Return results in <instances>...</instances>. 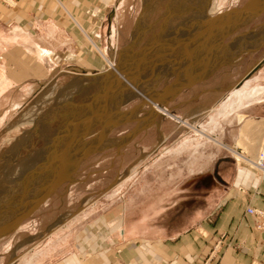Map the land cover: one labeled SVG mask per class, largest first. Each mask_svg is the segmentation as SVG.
Returning <instances> with one entry per match:
<instances>
[{
  "label": "crops",
  "instance_id": "0c3cea01",
  "mask_svg": "<svg viewBox=\"0 0 264 264\" xmlns=\"http://www.w3.org/2000/svg\"><path fill=\"white\" fill-rule=\"evenodd\" d=\"M111 1L108 24L117 0L0 1V115H5L0 132L42 85L69 69L85 73L74 64L86 61L88 35L96 34ZM261 38L264 43V34ZM228 44L213 55L201 46L207 50H201L206 52L195 65L214 62L210 68H219L216 61L230 57ZM181 53L185 50L178 49ZM263 60L250 64L241 77L224 76L220 84L211 81L214 71L201 75L198 68L192 77L187 72L179 82L185 89L177 98L174 87L157 91L172 111L200 107L193 113L197 116L214 107L205 124L199 123L203 136L178 129L163 115L150 124L145 110L135 120L143 123L130 127L129 142L140 137L141 154L153 151L163 137L165 142L150 157L133 161L131 167L144 161L146 167L140 176L137 170L129 178L126 202L114 201L100 214L93 209L96 204L82 212L78 208L72 219L35 240L12 264H264V231H257L245 212L248 207L264 211V177L253 167L264 145V73L257 79ZM233 65L230 61L224 66ZM244 82L249 84L246 91H255L235 97L231 89ZM224 96L226 108L220 114L218 102ZM18 102L20 107L12 111ZM156 156L159 159H152Z\"/></svg>",
  "mask_w": 264,
  "mask_h": 264
},
{
  "label": "rangeland",
  "instance_id": "374dc122",
  "mask_svg": "<svg viewBox=\"0 0 264 264\" xmlns=\"http://www.w3.org/2000/svg\"><path fill=\"white\" fill-rule=\"evenodd\" d=\"M178 1H182L183 3L186 1L193 2H191L192 4H187V8L182 10L181 6L184 7L185 5L179 2L181 6L176 7L179 4L175 5L174 0H149L148 4H143V0H117L116 7L112 10V15L108 24L107 11L111 6L113 7L111 1V4H107L104 7L106 13L99 22L100 25L98 26L99 28L97 27L96 34L88 35V38L98 43L101 50H105L109 59L116 56L115 62H118L115 67L117 71L125 77L126 81H128L126 83L130 86H127L122 80H118L119 78L114 73L115 71L107 67L105 70L101 71L102 73L96 70L89 71L85 69V72L88 73H84L85 75L76 73L73 69L66 70L63 72L62 77H56L52 81L42 85L38 91L28 99L26 104L21 106L19 114L0 132V215L2 216L0 218V226L5 223L6 219H9L12 215L14 216L24 204L33 200L48 184L49 181L46 169L53 159H60L62 154L68 150L74 151L76 149L78 151L82 141H88L97 136V139L94 141L96 143L92 152L88 153L80 162L76 172L72 174L71 181H67L58 187L12 234L0 238V264H12L21 254L28 251L35 240L43 237L47 232L51 234L54 230L57 231L67 221L72 219L74 211L78 208H81L80 212H82L85 208L96 204L97 207L95 206L93 209L98 212L97 214H100L103 207L107 209V206H111L114 201L117 205L126 202L129 194L128 174L131 173L133 176L137 170H139L138 176H140L141 172H143L146 167L145 161L140 165L138 164V168L131 167L133 161L135 159H146L153 153H156L157 150L154 148L151 152L147 151L145 154H141L140 148L144 146V141L137 136L134 139L132 138L133 140L129 142V135H131L129 132L130 127L134 124L140 125V123H143L142 119L135 120L147 109H149L151 115L149 119L150 124L154 123L152 120L156 118V115L151 114V108L144 105L142 108L143 111L137 114L133 120L114 129H110L103 138L98 137L102 129L101 124H103L101 120L107 116H112L113 113L120 114L123 111L133 108L142 102L146 94H152L154 91H159L164 87L177 86L179 82L182 81L185 73L190 72L192 76L194 73L198 72V68L204 66H196L194 64L191 69L182 66L181 62L183 59H176L180 58L176 57L178 55L177 49H181V51H183V49L185 51L190 49V52L186 51L185 53H181V57H183V54H187L186 56L188 57L186 58L190 57V59L192 55L197 52H202V55L199 54L200 60L208 49V47H206V49L201 46L208 45L211 47L207 44L209 40L212 45L216 43L218 39L221 41L218 40L219 43H229L226 50H229L227 55L230 57H227V59L224 60V64L213 73L214 79L211 80L213 83L216 82L218 84L223 81L224 76H230L233 79L239 76L241 77L250 64L263 59L264 43H262L261 37L264 34V27H262L264 26V11L256 19L250 20L244 27L238 25L244 20L241 18H230V22L226 23H224L223 18L218 19L215 21L214 29L212 28L213 30L210 32L208 31L207 34L204 33L206 28L203 26L204 24L208 26L207 22L205 20L202 22L199 21L200 26L198 30L202 29V31L188 36L186 39H182L179 33L167 29L168 27L171 28L172 24L174 25L175 16L180 15L181 12L182 15L187 13L194 16L193 13L196 11L192 8L200 6L198 4L195 5V2L198 1L200 3L201 1ZM215 1L218 0H206L208 9L213 8L212 6H214L213 4ZM247 1L248 0H222V6L218 13L215 14V16L210 15L209 17H211V19L209 21L211 22L214 18L227 10L242 7ZM115 11L117 13L121 12L120 14L124 13V20H121L120 23L115 22ZM144 13H146V15ZM141 15H143L144 18L148 15V19L143 20V23ZM134 17H137V19ZM232 21H234V24H231ZM232 26L235 28L233 35L228 32ZM136 28L137 30L143 28V35L141 37L139 36L138 42L134 43V38L136 39L138 36H133V30ZM184 28H182V30ZM257 30L258 32H256ZM166 32H169V35ZM196 44L198 46H196ZM87 45L90 46L89 40ZM195 46L198 47V49H196L197 51L191 50L196 48ZM257 47L259 48L258 50L248 52ZM202 49L206 50L201 51ZM241 57L242 60L240 61ZM152 58H154L152 62L147 64V60ZM160 59L162 60L159 61ZM175 59L177 61H175ZM228 61L233 62L235 65L225 69L224 65L229 63ZM237 61L240 62L236 63ZM177 62L182 66L178 71L184 70L178 82L175 79L176 77H171L169 75L170 72L168 73V70L172 69V65H175ZM74 66L78 65L74 64ZM102 67H104V65H102L101 68ZM208 68L209 66L206 67V69ZM68 72L74 74H67ZM167 73L170 77H168ZM263 73L264 69L258 74L257 79L260 78ZM109 77H111V79H109ZM107 80H110L112 84L107 82ZM106 82L107 84H105ZM119 82L121 86H119ZM248 86L249 84L246 83L243 92H252L255 90L253 88L246 91ZM253 86H257V84ZM130 87L133 90L134 88H141V93H143L142 97L137 95ZM235 87H233L231 91L234 90ZM104 88L108 92H101ZM125 94L130 96H124ZM181 94L182 92L179 96H181ZM225 97L226 96H224V98ZM162 106H164L166 110H169V113L172 115H183V113H185L172 111L169 108V104ZM213 110L214 109L206 115L203 114L204 116L200 114L201 117L197 124L200 129L201 126L199 123H204V121L209 119ZM191 112L193 113V110L188 111V113ZM218 112L222 114L224 110L223 112L218 110ZM3 116L5 115H0V121ZM118 118L120 119V117ZM170 122L174 123L178 129H187L185 126H180L172 120H170ZM89 124H91L90 129H88ZM140 128L141 127L137 126L136 129L139 131ZM188 132L193 135L189 130ZM81 134L83 135L82 138L80 137ZM178 136L179 135L174 139H170V144H168V146L175 143ZM119 138H121L123 142L120 143ZM124 142L126 143L124 144ZM135 142L137 146H135ZM164 142L165 138L163 137L162 142L157 145L159 146L158 151L162 148ZM142 153L144 152L142 151ZM149 159L147 162H150L152 159H159V156ZM72 160L73 159H67L66 163H70ZM58 165L59 163L55 162L52 166H55L57 169ZM132 169H134L133 173L131 172ZM40 174L42 178L44 177L47 180L44 179V182L36 183L34 188L30 191L23 187L24 184L27 185L28 183L31 184L36 182ZM114 186H117L115 192L112 190ZM113 194L116 195L113 196ZM79 249L82 250V247L79 246Z\"/></svg>",
  "mask_w": 264,
  "mask_h": 264
},
{
  "label": "bare ground",
  "instance_id": "6f19581e",
  "mask_svg": "<svg viewBox=\"0 0 264 264\" xmlns=\"http://www.w3.org/2000/svg\"><path fill=\"white\" fill-rule=\"evenodd\" d=\"M124 1V0H123ZM127 1V0H126ZM194 1H196V0H194ZM201 2L199 3L198 1L197 2H195V5H200V6H198V7H194V8H192L193 10H195L196 12L195 13H193L194 14V16H192V14H185V15H182V12L180 13V15H177V16H175L176 17V19L174 20L175 21V23H174V25L172 24L171 25V28H169L168 27V29L167 30H171L172 32H176V33H179V35H181L182 36V39L183 38H185L186 39V37H188V36H191V35H194V34H196V33H198V32H201L202 31V29L201 30H198V27L200 26V24H199V21L200 22H202V21H206L207 22V24L209 25L210 24V19H211V17H209L210 15L211 16H215V14H217L218 13V11H219V9H220V7L222 6V0H218V1H215L214 2V6H212L213 8L211 9H208V6H207V3H206V0H200ZM208 1V0H207ZM148 2H149V0H143V4H145V3H147L148 4ZM169 2H171V1H169ZM174 2H175V5H177V4H179V2L180 3H182V5H185L184 7L183 6H181L180 4L178 5V6H176V7H179V6H181V9L183 10V9H185V8H187V4H189V3H191V2H193V1H186V2H182V1H176V0H174ZM177 2V3H176ZM146 4V5H147ZM174 4V3H173ZM192 4V3H191ZM172 5V4H171ZM148 6V5H147ZM191 6V5H190ZM181 10V11H182ZM186 11V10H185ZM121 12H119V13H117L116 11H115V13H114V15H115V22H117V23H120V21L122 20H124V18H123V15H124V13H122V14H120ZM190 13V12H189ZM145 15H146V13H144ZM143 14V15H144ZM262 14V12H261V10H257L256 8L255 9H253L252 10V12H251V14L250 15H248L243 21H241V23H239L238 25L239 26H246V24L248 23V22H250V20H253V19H256L259 15H261ZM143 15H141L142 17H141V20H142V23H143V20H147L148 19V15L147 16H145V18L143 17ZM190 16V17H189ZM230 18H231V16H228L227 17V19L226 18H224L223 20H224V23H225V21H227V22H230ZM226 19V20H225ZM117 20V21H116ZM209 21V22H208ZM205 22V23H206ZM142 23H141V25H142ZM203 24V23H202ZM204 26V28H206V27H208L206 24H204L203 25ZM214 26H215V24H213L211 27L212 28H214ZM137 27H139V26H137ZM185 27V28H184ZM262 27H264V26H262ZM182 28H184L183 30H182ZM209 28V27H208ZM80 29V28H79ZM143 29V28H142ZM140 30V29H138L137 30V28L135 29V30H133V36L135 35V36H137L136 37V39L134 38V43H136V42H138V37L140 36H142L143 34H142V31L143 30ZM140 30V31H139ZM184 30H186V31H184ZM198 30V31H197ZM212 30V29H211ZM263 31V30H262ZM171 32V33H172ZM185 32H187V33H185ZM207 32H208V30L206 29V30H204V33L205 34H207ZM228 32H230V34H232L233 35V33L235 32V28H234V26H232V28L230 29V30H228ZM256 32H258V30L256 31ZM167 33V32H166ZM169 33V32H168ZM167 33V34H168ZM264 33V32H263ZM166 34V35H167ZM262 34V33H261ZM169 35V34H168ZM167 35V36H168ZM178 35V36H179ZM226 35V34H225ZM183 36H185V37H183ZM165 37V36H164ZM257 37V36H256ZM255 37V38H256ZM87 38V37H86ZM175 38V37H174ZM180 38V37H179ZM260 38V37H259ZM139 39H141V38H139ZM176 39V38H175ZM175 39H173V40H175ZM181 39V40H182ZM184 39V40H185ZM88 40H89V43H90V46H89V52H88V57H87V59H86V61L85 62H79L77 65L78 66H80L81 68H84V69H87V70H96V71H98V72H101L102 70H105V68L107 67V68H109V69H111V70H113V71H115L114 73L118 76V80H122V82H124L125 84H127V86H130L128 83H126V82H128V81H126V79H125V77H123L120 73H119V71H117V69H116V63L118 62L117 60V62H115V57L113 56L111 59H109L108 57H107V55H106V52H105V50H101L100 48H99V46H98V43H95L93 40H91L90 38H88ZM164 40V39H163ZM178 40V39H177ZM176 40V41H177ZM219 41H220V39H218ZM218 40L216 41V43H214L213 45L212 44H210V40L207 42V44H209L211 47H209L208 45L206 46V47H208L209 48V51H211V55H213L214 54V52H216V51H218V50H220V49H225V47L223 46L224 44H222V43H219L218 42ZM133 41V40H132ZM154 41V40H153ZM190 41H191V39H190ZM175 42V41H174ZM181 42V41H180ZM221 42V41H220ZM252 42V41H251ZM160 43V42H159ZM177 43H179V42H177ZM196 43V42H195ZM256 43H257V40H256ZM172 44V43H171ZM191 44V43H190ZM240 44V43H239ZM244 44V43H243ZM242 44V45H243ZM174 45H177V44H174ZM200 45V44H199ZM169 46V45H168ZM172 46V45H171ZM191 46H192V44H191ZM196 46H198L197 44H196ZM195 46V47H196ZM235 46V45H234ZM233 46V47H234ZM161 48V47H160ZM200 48V47H199ZM240 48H242V47H240ZM162 49V48H161ZM165 49V48H164ZM163 49V50H164ZM198 49V48H197ZM178 50V49H177ZM176 50V51H177ZM181 50V49H180ZM192 50V49H191ZM162 51V50H161ZM197 51V50H196ZM212 51H213V53H212ZM165 52V51H164ZM186 52V51H185ZM188 52V51H187ZM190 52V51H189ZM155 53H156V51H155ZM194 53V52H193ZM198 53V52H197ZM86 54V53H85ZM116 54V53H115ZM114 54V55H115ZM120 54V53H119ZM119 54H118V58H119ZM154 54V53H153ZM199 54H203L202 52L201 53H198V54H195V55H192V57H191V59H190V57L189 58H186V57H188V56H186L187 54H183L182 56L183 57H181V54L180 55H177L176 57H180L179 59L178 58H176L177 60H181V59H183L182 60V62H181V64H182V66H185L186 68H192V66L194 65V64H197L198 62H200V60H199ZM121 55V54H120ZM65 56V55H64ZM124 56V55H123ZM122 56V57H123ZM132 56V55H131ZM158 56V55H157ZM162 56H163V54H162ZM165 56V55H164ZM185 56V57H184ZM121 57V56H120ZM126 57V56H125ZM194 57V58H193ZM124 58V57H123ZM122 58V59H123ZM155 58V57H154ZM154 58H152V59H150V60H147L148 62H147V64H149L150 62H152V60L154 59ZM157 58V57H156ZM175 59V61H177ZM187 59H189V60H187ZM162 59H160L159 61H161ZM203 60V59H202ZM225 60V58H222L220 61L219 60H217L216 62V65H218L219 64V66H221V65H223L224 64V61ZM155 61V60H154ZM67 62V61H66ZM120 62V61H119ZM124 62V61H123ZM184 62V63H183ZM229 62V61H228ZM125 63V62H124ZM157 63V62H156ZM186 63V64H185ZM213 63L214 62H212V64L210 63V65H208L209 66V68L208 69H206V67L205 66H203L201 69H200V71H199V74H205V73H209V72H215L216 70H218L219 68H217L216 66L214 67H212V68H210L212 65H213ZM66 64V63H65ZM153 64V63H152ZM159 64V63H158ZM185 64V65H184ZM102 65H104V67H102L101 68V66ZM125 66V65H124ZM127 66H128V63H127ZM126 66V67H127ZM181 65L177 62V63H175V65H172V69H170V70H168V73L170 72V76L171 77H176L175 79H176V81L178 82L179 81V79L181 78V74H182V72L184 71H182L181 69V71H178V69L179 68H182V66L180 67ZM118 68H119V66H118ZM123 69H125V68H123ZM148 69V68H147ZM160 69V68H159ZM205 71V72H202V71ZM126 71V70H125ZM176 71H178V72H176ZM105 72V71H104ZM108 72V71H107ZM141 72V71H140ZM150 72V71H149ZM173 72H176V73H174V74H172ZM213 72V73H214ZM86 73V72H85ZM102 73V72H101ZM168 73H167V75H168ZM67 74H74V73H70V72H68ZM86 74H88V73H86ZM107 74V73H106ZM198 75V72L197 73H194V75H192V76H195V75ZM168 75V77H170ZM145 76V75H144ZM191 76V77H192ZM131 77H133V76H131ZM95 79V78H94ZM109 79H111V77H109ZM174 79V80H175ZM132 80V79H131ZM187 80L188 79H186L185 81H183V83H185V82H187ZM193 80H189V83L190 82H192ZM105 82V81H104ZM107 82H111L110 80L108 81L107 80ZM107 82L105 83V84H107ZM112 82H113V80H112ZM117 82V81H116ZM139 82V81H138ZM114 83H115V81H114ZM176 83V82H175ZM174 83V84H175ZM181 83V82H180ZM110 84H112V83H110ZM118 84V83H117ZM116 84V85H117ZM114 85V84H113ZM115 85V86H116ZM119 86H121L120 85V82H119ZM154 86V85H153ZM246 86V82H244V84L243 85H241V87L240 88H238V89H234V90H232L231 92H234L233 94H234V96L235 97H238V98H240L241 97V95L242 94H244L245 92H243V89H244V87ZM115 88V87H114ZM131 88V87H130ZM168 88H172V87H168ZM179 89V88H181V90H179L180 92H178V93H176V97L185 89V88H183L180 84H178L177 86H175L174 87V89ZM78 89V88H77ZM102 89V88H101ZM175 89V90H176ZM117 90V89H116ZM131 90H133L132 88H131ZM141 90V88H139V89H135L134 88V92L137 94V95H139L140 97H142V94L143 93H141L142 92V90ZM144 90V89H143ZM68 91V90H67ZM77 91V90H76ZM108 92L105 88L101 91V92ZM124 91V90H123ZM255 91V90H254ZM29 92H30V90H27V94H29ZM85 92V91H84ZM89 92V91H88ZM95 92H96V89H95ZM100 92V91H99ZM114 92V91H113ZM69 93V92H68ZM248 93H250V92H248ZM247 93V94H248ZM66 94V93H65ZM85 94V93H84ZM106 94V93H105ZM115 94V93H114ZM231 94V93H230ZM230 94H228V95H230ZM247 94H246V96H247ZM161 95V96H160ZM249 95V94H248ZM121 96V95H120ZM124 96H127V97H129L130 95H124ZM243 96V95H242ZM245 96V95H244ZM66 97V96H65ZM87 97V96H86ZM85 97V98H86ZM230 97V96H229ZM234 97V98H235ZM69 98H71V97H69ZM103 98H104V96H103ZM106 98V97H105ZM119 98V97H118ZM241 98H243V97H241ZM73 99V98H72ZM153 99L155 100V101H153ZM225 99H226V97L224 98L223 97V99H221L219 102H218V104H219V111L220 112H223V110L226 108V102H225ZM230 99V98H229ZM237 99V98H236ZM235 99V100H236ZM120 100V99H119ZM167 99L166 98H162V92H157V91H154L152 94L150 93V94H146L145 95V98H143L142 99V101H143V103L146 105V106H148V107H150L151 108V114H153V115H156V117H157V115H163L164 117H166V118H168L169 120H172L173 122H175V123H177L178 125H180V126H185L190 132H192L193 133V135L194 136H196V137H201V136H203V130L202 129H200V127L197 125L198 124V120H199V118L201 117L200 116V114L199 115H195V114H193L194 112H196V110L197 109H199V108H197V109H195L194 108V110H193V113L191 112V113H188V111H189V108H188V110H186L185 111V113H183V115H172V114H170L169 113V110H166L165 108H164V106H162V105H159V104H156V102H161V101H166ZM238 100V99H237ZM240 100V99H239ZM238 100V101H239ZM103 101V100H102ZM65 102V101H64ZM83 102V101H82ZM99 102V101H98ZM105 102V101H104ZM217 102V101H216ZM97 103V102H96ZM99 103H101V102H99ZM108 103V102H107ZM168 103V102H167ZM167 103L166 104H164V105H167ZM235 103V102H234ZM233 103V104H234ZM240 103V102H239ZM89 104V103H88ZM98 104V103H97ZM104 105V104H103ZM212 105V104H211ZM93 106V105H92ZM227 106H228V104H227ZM233 106V105H232ZM20 107V103L18 102V103H14L13 104V106H11V109H12V111H15V110H17L18 108ZM229 107V106H228ZM237 107V106H236ZM213 109H214V107H213ZM204 110V109H203ZM208 110V109H207ZM211 110L212 109H210L209 111H207V112H203L204 113V115H206V114H208V113H210L211 112ZM69 111V110H68ZM141 111V110H140ZM143 111V110H142ZM140 113V112H139ZM138 113V114H139ZM203 113H202V115H203ZM189 114H191V115H189ZM203 115V116H204ZM113 116V117H112ZM112 116H107V117H105L104 119H102L101 120V122L103 123V124H101L102 126L101 127H103V125H106V124H112V123H114L116 120H119V118L118 117H116L117 116V113H113L112 114ZM56 117V116H55ZM4 118V116L2 117V119ZM100 122V123H101ZM64 127H66V126H64ZM67 128V127H66ZM68 129V128H67ZM66 129V130H67ZM68 130H70V129H68ZM73 132V131H72ZM98 133V132H97ZM207 138V137H206ZM71 149V148H70ZM155 149H157L156 150V152L158 151V149H159V146H156L155 147ZM76 150V149H75ZM73 151V150H68L67 152H65L64 154H62V156L60 157V159L59 160H57V162L58 163H62V165H64L63 163H65L66 162V160L67 159H77V154L79 153V151ZM93 150V149H92ZM155 151V150H154ZM91 152V151H90ZM258 154V153H257ZM74 156V157H73ZM241 156H242V154H241ZM237 158V157H236ZM240 158V157H239ZM251 160V159H250ZM238 162V161H237ZM249 165H251V163H249ZM53 167V166H52ZM46 171H47V175H48V181H51L52 180V177H53V173L55 174V175H57L58 173H59V168H55V166L53 167V169L51 168V164L48 166V168L46 169ZM52 171V172H51ZM131 172L133 173L134 172V169H132L131 170ZM52 173V174H51ZM71 177L73 176V175H70ZM128 176H129V178H130V176H132L131 175V173L130 174H128ZM44 179L45 180H47L46 178H42V176H41V174H40V176H39V178H38V180L36 181V182H34V183H31V184H27V185H23V187L24 188H26L28 191H30L32 188H34V186H35V184L36 183H42V182H44ZM22 186V185H21ZM22 188V187H21ZM23 205V204H22ZM20 210H21V208H20ZM20 210L19 211H17L16 213H15V215L14 216H18L19 215V212H20ZM2 216L0 215V218H1ZM56 230H54L51 234H53L54 232H55Z\"/></svg>",
  "mask_w": 264,
  "mask_h": 264
},
{
  "label": "water",
  "instance_id": "95a60500",
  "mask_svg": "<svg viewBox=\"0 0 264 264\" xmlns=\"http://www.w3.org/2000/svg\"><path fill=\"white\" fill-rule=\"evenodd\" d=\"M255 8L257 10L259 9V10H261V12H263L264 11V0H248L240 8H232L230 10H227V11L221 13L218 17L214 18V20H212L210 22V25H208L209 28L206 27V29L210 32L211 29H212L211 26L213 24H215L216 20L221 19V18H223V19L226 18L227 19L228 16H231L232 19L233 18L234 19L235 18L236 19L241 18L243 20L248 15H250L252 10L255 9ZM226 22L227 21H225V23ZM233 22L234 21H232L231 24H234ZM258 67H259V64L255 65L253 67V69L251 70V72L255 71ZM246 76H248V74ZM183 88H185V86ZM179 90H181V88L177 89L174 94L178 93ZM153 101H155V100L153 99ZM166 103H167L166 101L156 102V104H159V105H164ZM144 105L145 104L142 101L141 103H139L138 105L134 106L133 108H131V109L127 110V111H123L120 114H117V116L120 117V119L118 121H115L112 124L103 125L101 131L98 134V137L103 138L108 133V131L110 129H114V128L118 127V126L123 125L126 122H130L131 120H133V118L139 112H142V108L144 107ZM90 125L91 124H89V126L87 125L88 129L91 128ZM72 135H74V134H72ZM80 137L82 138L83 135L81 134ZM71 138H72V136H71ZM95 139H97V136L95 138H92V139L88 140V141H82V144L79 146V150H78L79 153H78L77 159H73L70 163H66L65 162V163H63L64 165H61V163H59V165H58V168L60 170L59 173L57 175H55L53 173L52 180L48 182V184L39 192V194L33 200H31L27 204H24L21 207V210H20L18 216L17 215L16 216L12 215L13 217L11 216L9 219H6L5 223H3L0 226V238L12 234L18 228V226L21 223H23L24 220H26L28 217H30L42 205V203H44L54 193V191L58 187H60L62 184L66 183L67 181H71L72 177L70 175H72L73 173L76 172V169L78 168V166H79L80 162L83 160V158L88 153H90V151L92 152V149L94 148V145L96 143V142H94ZM125 143L126 142H124V144ZM57 160H59V159H53L52 160V162H51V168L52 169H53L52 165L55 162L57 163Z\"/></svg>",
  "mask_w": 264,
  "mask_h": 264
},
{
  "label": "built area",
  "instance_id": "2783aa9c",
  "mask_svg": "<svg viewBox=\"0 0 264 264\" xmlns=\"http://www.w3.org/2000/svg\"><path fill=\"white\" fill-rule=\"evenodd\" d=\"M2 2H7L8 0H1ZM253 167L256 168L261 178L264 177V145L261 147L258 158L255 163H253ZM246 214L249 215L253 222L254 227L257 231H264V211L253 209L251 207L246 208ZM219 242L213 248V251L217 249L219 246Z\"/></svg>",
  "mask_w": 264,
  "mask_h": 264
}]
</instances>
